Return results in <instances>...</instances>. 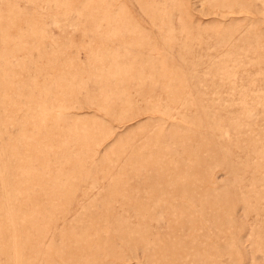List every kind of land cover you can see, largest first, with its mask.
I'll use <instances>...</instances> for the list:
<instances>
[{
  "label": "rangeland",
  "instance_id": "rangeland-1",
  "mask_svg": "<svg viewBox=\"0 0 264 264\" xmlns=\"http://www.w3.org/2000/svg\"><path fill=\"white\" fill-rule=\"evenodd\" d=\"M0 264H264V0H0Z\"/></svg>",
  "mask_w": 264,
  "mask_h": 264
}]
</instances>
